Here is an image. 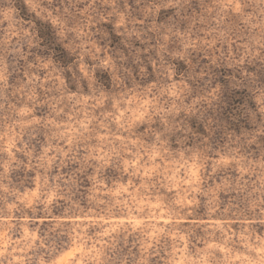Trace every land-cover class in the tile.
<instances>
[{
	"label": "rangeland",
	"instance_id": "obj_1",
	"mask_svg": "<svg viewBox=\"0 0 264 264\" xmlns=\"http://www.w3.org/2000/svg\"><path fill=\"white\" fill-rule=\"evenodd\" d=\"M0 264H264V0H0Z\"/></svg>",
	"mask_w": 264,
	"mask_h": 264
}]
</instances>
